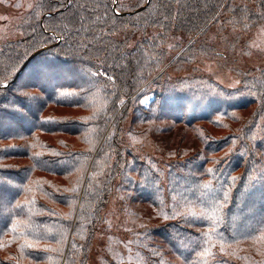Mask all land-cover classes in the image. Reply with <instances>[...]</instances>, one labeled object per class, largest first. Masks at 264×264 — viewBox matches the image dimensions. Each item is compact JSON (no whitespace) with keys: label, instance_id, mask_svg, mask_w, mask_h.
Returning <instances> with one entry per match:
<instances>
[{"label":"trees","instance_id":"trees-1","mask_svg":"<svg viewBox=\"0 0 264 264\" xmlns=\"http://www.w3.org/2000/svg\"><path fill=\"white\" fill-rule=\"evenodd\" d=\"M27 6L22 38L0 46V178L17 188L11 203L0 202V264H86L116 179L138 193L126 192V203L149 205L162 217L153 227L137 225L145 238L129 241L130 257L118 254L121 241L108 239L112 248L101 264H264V225L248 214L259 187L245 196L264 175V93L248 100L256 116L238 138L226 123L231 119H215L218 109L184 119L181 107L175 116L164 105L177 86L214 99L230 95L195 68L174 80L167 69L177 61L188 69L202 55L227 57L240 36L264 26V0H35ZM49 61L82 75L43 78ZM22 86L36 98L17 95ZM147 89L162 106L142 108ZM169 120L182 124L177 134L189 137L193 159L182 173L169 171L166 206L162 188L153 185L159 173L136 172L127 141L146 132L169 136ZM205 182L227 189L229 202L209 207Z\"/></svg>","mask_w":264,"mask_h":264},{"label":"rangeland","instance_id":"rangeland-1","mask_svg":"<svg viewBox=\"0 0 264 264\" xmlns=\"http://www.w3.org/2000/svg\"><path fill=\"white\" fill-rule=\"evenodd\" d=\"M34 1L0 0V46L16 42L22 38L19 30L21 20L30 7L27 5H31ZM240 37V41H237V46L233 48L231 53L225 55L227 57H219L214 54L202 55L197 57L195 63L188 69L182 65V61H177L179 63L167 69L169 77L174 80L185 79L194 75L191 70L195 68L196 74L210 77L215 85L230 92V95L226 98L214 99L213 97L199 94L197 90L189 91L183 86L172 87L169 92L176 90V93L170 94L169 98L164 101V105H169V109L166 112L178 116L176 114L178 112L177 108L181 107L179 115L184 119H188L190 116L200 117L210 110L218 109V111L216 110L215 119L223 121L231 119L226 121V123L230 128L234 129L235 136L237 138L240 137L244 124L251 117L256 116L254 109L257 106L255 103L250 104L248 100H253L255 95L258 96V94L264 93V26ZM229 38L232 39V37ZM183 48L184 46L178 50L177 54L170 53L178 55ZM223 51L227 53L226 50L222 49L217 52L223 53ZM180 58L183 60L184 56ZM171 61L170 59L164 69L167 68L168 64L170 65ZM151 92L152 89H147L143 97L141 96L140 104L143 109H149L150 106L157 109L162 104V99L158 98L155 101V96ZM252 93H255V95ZM261 97L264 98V94ZM153 100L155 102L151 103ZM219 114L221 115L220 118ZM124 126L125 123L121 127L124 128ZM171 126H174V128H171ZM179 130H183L182 124L175 125L169 120V136L162 134L152 136L150 132H146L145 135L138 136L134 141H127V143L133 144L134 157L137 161L136 172L142 170L151 171L154 174L159 173L161 179L153 185L155 188H162V196L166 206L169 205V191H167L169 189V181L167 180L169 171L177 168L178 172L182 173L183 163L193 159H189L193 153L189 146L190 143H187L189 137L182 141L180 139L181 136L177 134ZM210 132L216 134L215 130H210ZM220 134L225 135L226 131H222ZM127 148L129 149V144L124 147V150H127ZM104 171L105 167L101 168V166L96 170L100 174ZM94 177L97 178L96 176ZM130 185L131 183L121 182L119 179H116L114 184H112L101 214L104 222L98 223L94 229V242H92L87 252L86 264L102 263L103 257L107 254L105 253L106 248H112V245L108 243V239L121 241L124 246L120 248L118 254L123 255L122 251L125 257H130L131 248L129 247V241L135 239L138 243L141 238L143 240L145 238L137 225L143 222L145 226L153 227L160 222L157 217L161 218L162 212L154 207L125 202L124 194L126 192L138 195ZM150 196L152 198L157 196L159 199V194L151 193ZM164 217L165 213H163ZM143 240L140 242H143ZM138 252H141V250H138ZM144 254L148 253L145 252ZM136 256L138 259L140 258L139 253ZM141 259L144 260V257H141Z\"/></svg>","mask_w":264,"mask_h":264},{"label":"snow or ice","instance_id":"snow-or-ice-1","mask_svg":"<svg viewBox=\"0 0 264 264\" xmlns=\"http://www.w3.org/2000/svg\"><path fill=\"white\" fill-rule=\"evenodd\" d=\"M245 9H246V6L241 7V11H244ZM57 73L82 75L79 69H73L70 67L57 65L55 62H52V61L45 62L41 70V75L43 78H47L49 75L57 74ZM113 82H114V79H113ZM252 94L255 95V93H252ZM17 95L26 97L28 99H35L37 96V94L33 92L24 91L23 86L18 91ZM16 110H19V107H17ZM36 155H39V154H36ZM217 163H219V161H217ZM207 172L213 173L214 169H208ZM145 182H147V177H145ZM257 187H259V195L256 199L250 202V205L248 208V214L250 217L256 219L257 224L264 225V175H262L256 181H254L251 188L245 189V196L254 195ZM203 188L207 189L209 191V194L212 195V200L209 204V207L213 209L217 207L222 208L225 203L229 202V196H228L227 189H224L222 187V189L219 191L214 190L210 182H205L203 185ZM16 192H17L16 185L12 184L10 180L8 179L0 178V202H3L5 201V199H7V201L11 203V200L14 198ZM221 195L223 196V201H221V199L219 198ZM3 222L5 223V226H7V221H3ZM213 223H215V221H213ZM14 227H15V224H13V228ZM26 246L29 248L38 249V245L36 244H31V243L26 242ZM204 254L210 255L211 253H208L207 250L205 249Z\"/></svg>","mask_w":264,"mask_h":264},{"label":"water","instance_id":"water-1","mask_svg":"<svg viewBox=\"0 0 264 264\" xmlns=\"http://www.w3.org/2000/svg\"><path fill=\"white\" fill-rule=\"evenodd\" d=\"M36 53H38V52H35L34 54H32V56H34ZM32 56H31V57H32Z\"/></svg>","mask_w":264,"mask_h":264}]
</instances>
